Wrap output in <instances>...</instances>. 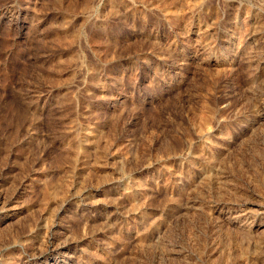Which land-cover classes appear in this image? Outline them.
<instances>
[{
    "label": "rangeland",
    "instance_id": "rangeland-1",
    "mask_svg": "<svg viewBox=\"0 0 264 264\" xmlns=\"http://www.w3.org/2000/svg\"><path fill=\"white\" fill-rule=\"evenodd\" d=\"M0 264H264V0H0Z\"/></svg>",
    "mask_w": 264,
    "mask_h": 264
}]
</instances>
